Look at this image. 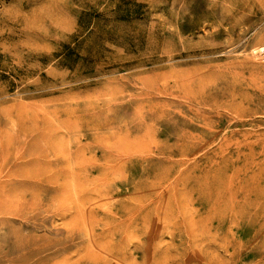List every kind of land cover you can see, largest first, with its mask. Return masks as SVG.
I'll use <instances>...</instances> for the list:
<instances>
[{
	"label": "rangeland",
	"instance_id": "rangeland-1",
	"mask_svg": "<svg viewBox=\"0 0 264 264\" xmlns=\"http://www.w3.org/2000/svg\"><path fill=\"white\" fill-rule=\"evenodd\" d=\"M0 264H264V0H0Z\"/></svg>",
	"mask_w": 264,
	"mask_h": 264
}]
</instances>
